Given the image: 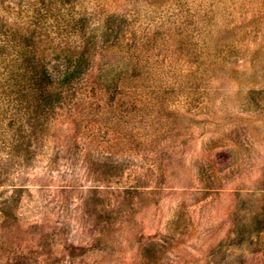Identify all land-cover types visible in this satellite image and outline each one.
<instances>
[{
    "label": "rangeland",
    "instance_id": "374dc122",
    "mask_svg": "<svg viewBox=\"0 0 264 264\" xmlns=\"http://www.w3.org/2000/svg\"><path fill=\"white\" fill-rule=\"evenodd\" d=\"M0 264H264V0H0Z\"/></svg>",
    "mask_w": 264,
    "mask_h": 264
},
{
    "label": "trees",
    "instance_id": "16d2710c",
    "mask_svg": "<svg viewBox=\"0 0 264 264\" xmlns=\"http://www.w3.org/2000/svg\"><path fill=\"white\" fill-rule=\"evenodd\" d=\"M31 61H36V59L32 58ZM28 72V80H30L28 86L31 87L30 93L34 96L39 97L40 99L42 98L45 104L50 107L54 101L58 100L57 96L60 95V92L51 90V82L43 80L45 78L48 79V75L45 74L43 70L39 71V69H37V65H34V63L31 65V67H29ZM3 74L7 82L5 83L7 84L6 87L9 88H11V84L17 83L15 81H17L21 76L19 75L18 71L12 68H7V70ZM23 124L30 125L31 123L25 121V123Z\"/></svg>",
    "mask_w": 264,
    "mask_h": 264
}]
</instances>
